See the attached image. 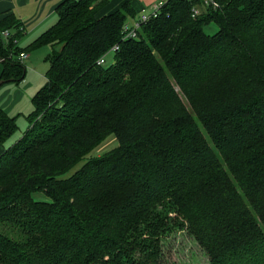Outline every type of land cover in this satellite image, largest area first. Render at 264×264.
<instances>
[{"label": "trees", "instance_id": "16d2710c", "mask_svg": "<svg viewBox=\"0 0 264 264\" xmlns=\"http://www.w3.org/2000/svg\"><path fill=\"white\" fill-rule=\"evenodd\" d=\"M109 1L64 0L30 46L52 50L30 126L0 155V264H170L175 232L207 264H264V0H197L196 17L164 0L134 38L130 1L96 16ZM14 23L0 21L6 83L26 76ZM17 129L0 108V144Z\"/></svg>", "mask_w": 264, "mask_h": 264}, {"label": "rangeland", "instance_id": "374dc122", "mask_svg": "<svg viewBox=\"0 0 264 264\" xmlns=\"http://www.w3.org/2000/svg\"><path fill=\"white\" fill-rule=\"evenodd\" d=\"M117 1V0H116ZM164 0H131L136 7H146L158 4ZM149 13V10H147ZM217 28L214 23L204 27L205 33L212 35ZM18 46V45H17ZM19 47V46H18ZM17 51L14 60L20 53H28V58L23 66L26 68V76L21 82H8L0 87V108L15 119L17 131L3 144L8 149L15 144L28 130L29 115L34 111L33 97L45 86V73L49 67V57L51 49L49 46L31 49L27 40H24ZM113 57H106V65L112 62ZM0 63V76L3 72ZM117 145L115 137L110 136L93 151V155L101 154ZM79 165L73 169L76 170ZM71 171L69 174H71ZM36 200H46L45 194L38 192L35 194ZM162 257L170 264H207L206 255L198 245L184 232H175L163 240Z\"/></svg>", "mask_w": 264, "mask_h": 264}, {"label": "crops", "instance_id": "0c3cea01", "mask_svg": "<svg viewBox=\"0 0 264 264\" xmlns=\"http://www.w3.org/2000/svg\"><path fill=\"white\" fill-rule=\"evenodd\" d=\"M63 1L64 0H0V21L6 17H13L15 23L9 30L14 33L19 26V28L23 29V33L16 39L17 45L20 47L21 43L27 40L30 47L39 36L56 23L57 9ZM126 1L131 0H110L97 12L96 16L100 17L110 14L119 9ZM131 6L138 15L143 10L147 11L150 7V5H148L147 8L143 6L138 8L135 6V3H131ZM49 48L51 49L50 46ZM5 150L6 148L0 144V155Z\"/></svg>", "mask_w": 264, "mask_h": 264}, {"label": "built area", "instance_id": "2783aa9c", "mask_svg": "<svg viewBox=\"0 0 264 264\" xmlns=\"http://www.w3.org/2000/svg\"><path fill=\"white\" fill-rule=\"evenodd\" d=\"M187 1L191 3L190 13L192 17H196L198 14L201 13L200 5L197 3V0H187ZM201 2L203 3V5H212V7L217 6V4L213 0H201ZM162 5H163V1L158 4H154L149 7L148 9L149 13L143 10L141 13H139L137 18L127 22L123 27V38H134L139 30V27L143 23L147 22L149 19L155 18L157 14L159 13V10ZM3 37L7 42H9V40L11 39L10 32L9 31L3 32ZM15 43H16V40H15ZM115 49L116 48H113L111 52H113ZM27 58H28V54L23 52L17 56L16 61H18L19 63H24V61ZM97 63L98 64L105 63V58L102 57L101 59L97 61Z\"/></svg>", "mask_w": 264, "mask_h": 264}, {"label": "water", "instance_id": "95a60500", "mask_svg": "<svg viewBox=\"0 0 264 264\" xmlns=\"http://www.w3.org/2000/svg\"><path fill=\"white\" fill-rule=\"evenodd\" d=\"M4 84H6V81L1 80V81H0V87H1L2 85H4Z\"/></svg>", "mask_w": 264, "mask_h": 264}]
</instances>
